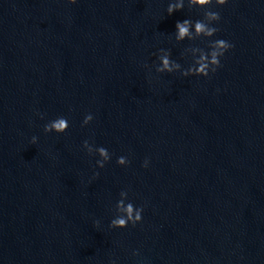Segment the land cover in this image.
I'll return each instance as SVG.
<instances>
[{
	"label": "water",
	"instance_id": "obj_1",
	"mask_svg": "<svg viewBox=\"0 0 264 264\" xmlns=\"http://www.w3.org/2000/svg\"><path fill=\"white\" fill-rule=\"evenodd\" d=\"M0 264H264V0H0Z\"/></svg>",
	"mask_w": 264,
	"mask_h": 264
}]
</instances>
